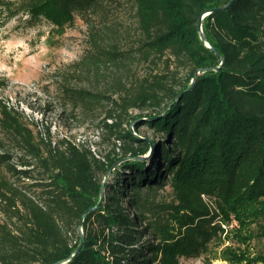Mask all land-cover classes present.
I'll use <instances>...</instances> for the list:
<instances>
[{
	"label": "trees",
	"instance_id": "obj_1",
	"mask_svg": "<svg viewBox=\"0 0 264 264\" xmlns=\"http://www.w3.org/2000/svg\"><path fill=\"white\" fill-rule=\"evenodd\" d=\"M122 1L0 0L1 26L23 16L58 33L79 17L89 24L83 73L116 80L105 91L67 87V102L85 112L108 103L105 128L122 149L101 159L53 144L0 99V264H182L223 245L235 220L260 228L248 240L264 237V0H128L137 40L127 47L106 20ZM211 9L206 42L198 24ZM148 108L157 111L124 127L130 110ZM141 125L157 133L152 144ZM167 185L171 199L160 197ZM223 253L264 264V253Z\"/></svg>",
	"mask_w": 264,
	"mask_h": 264
},
{
	"label": "rangeland",
	"instance_id": "obj_2",
	"mask_svg": "<svg viewBox=\"0 0 264 264\" xmlns=\"http://www.w3.org/2000/svg\"><path fill=\"white\" fill-rule=\"evenodd\" d=\"M110 9L106 20L116 24L115 29L124 38V47L133 45L137 34L131 2L123 0L122 3L112 5ZM26 18L17 17L4 26L0 25V99L22 113L26 120L32 123L37 134L49 137V133L53 144L67 139L91 149L101 159L110 152L121 153V142L105 128V110L108 103H103L93 112H85L75 109L67 102V87L105 91L116 80L94 78L93 73L87 70L89 77L83 73L84 68L80 62L91 46L89 24L79 17L74 26L64 33H58L46 20L31 24ZM102 21L100 17H95L93 24L103 26ZM126 28H130L131 32L124 36L120 30ZM148 68L149 64L146 63L141 65L138 71L143 73ZM108 75L110 70L106 71V76ZM181 75L184 76L185 72L182 71ZM185 79L179 78L182 81ZM155 111L157 110L153 108L130 110L124 127L134 129L137 121L131 123L133 117L145 116ZM140 133L150 141L152 137L157 136L147 125L140 126ZM150 156L151 152L147 153L143 160L149 159ZM13 162H17L16 159H13ZM18 166L22 168L21 165ZM34 175L39 177L38 172H34ZM111 176L105 173L101 177L107 182ZM24 182L32 181L27 179ZM159 193L161 198H172L170 185L160 189ZM252 229L257 234L260 232L257 225L247 227L235 220L229 226V234L223 245L212 246L204 257L184 258L182 264H206L205 260L211 261L212 264H231L225 260L223 253V248L229 245L237 252L246 253L250 258L264 253V237L247 239Z\"/></svg>",
	"mask_w": 264,
	"mask_h": 264
},
{
	"label": "water",
	"instance_id": "obj_3",
	"mask_svg": "<svg viewBox=\"0 0 264 264\" xmlns=\"http://www.w3.org/2000/svg\"><path fill=\"white\" fill-rule=\"evenodd\" d=\"M231 3H232V2H230L227 6L223 7L222 9H226L227 7H229V6L231 5ZM213 11H214V9L207 10V11L203 12L202 15H201V17H200L199 24H198V29H199V32H200V34H201V38H202L204 41H206V42H207V37H206L205 32H204V29H203V20H204V18H205L206 16H208V15H209L211 12H213ZM208 46H209L210 48H212L211 45L208 44ZM218 54H219V56L222 58L221 54H220V53H218ZM222 64H224V61H222ZM151 144H152V140H151ZM148 151H149V149L146 151V153H144V155L147 154ZM139 158H140V159H143L144 157L141 156V157H139ZM101 202H102V201H101ZM101 202L98 204V206L101 205ZM91 211H92V208L89 209L87 212H85V214L83 215V218H82L81 221H80L79 229H80V233H81V236H82V241H84V235H83V225H84V220H85V217L88 215V213L91 212ZM80 249H81V247H79V248L77 249V252H79ZM77 252H76V253H77Z\"/></svg>",
	"mask_w": 264,
	"mask_h": 264
}]
</instances>
